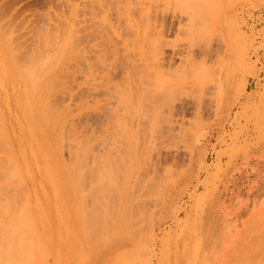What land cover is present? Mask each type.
<instances>
[{
	"label": "rangeland",
	"instance_id": "374dc122",
	"mask_svg": "<svg viewBox=\"0 0 264 264\" xmlns=\"http://www.w3.org/2000/svg\"><path fill=\"white\" fill-rule=\"evenodd\" d=\"M50 34L56 35L57 43L76 36L74 42L79 45L52 62L54 68L48 67L45 76L47 67L42 70V79L48 78V85L53 82V88L47 86L52 89L47 99L66 119L62 147L59 144L62 155L58 146L43 144L48 134L42 136L43 132L33 129L24 109L22 82L15 73L22 59L25 65L30 58H42L39 36L48 40ZM100 39L106 49L99 48ZM48 47H43L46 54ZM98 48L105 56L97 54ZM100 62L105 67L99 69ZM90 63L94 76L105 78L109 69L115 77L101 89L104 94L100 90L94 97L88 91ZM139 88L143 89L136 94ZM131 139L145 154L137 163L125 155ZM115 152L123 158L121 167L133 165L131 182L140 178L130 207L126 195L109 194V190L105 201L95 203L98 196L104 197L96 195L102 180L113 177L111 183L115 181V169L110 167L114 175L105 171L111 162L106 158ZM80 158L85 160L86 169L80 170H87V178L79 180L87 184H80L86 188L73 195L65 190L68 176L63 174H70L65 161L71 165L77 160L68 170L74 173L82 164ZM1 162V172L12 181H5L7 174L0 172V185L3 178L11 184L4 187L6 192L1 188L3 196L9 191L18 205L13 202V216L7 213L8 201L9 210L3 213L0 208V219L6 214L17 221L18 213L25 212L31 218L29 227L16 224L17 233L15 223L6 220L15 233L6 230L18 237L22 227H28L32 234L13 240L15 236L5 232L9 239L3 240L4 234L0 239V262L264 264V225L257 223L264 224V0H0ZM102 167L104 171L99 170ZM89 171L96 172L94 178L102 173L103 179H96L102 184L97 185ZM71 175L68 178L76 182L78 173L77 178ZM50 177H56L55 181ZM92 179L96 192L91 191ZM112 185L106 187L111 190ZM64 201H73L69 202L72 207L67 202V208ZM107 202L125 203L123 221L116 216H112L113 225L105 220L112 210L105 207ZM97 210L108 217L101 214L97 225L83 221L82 214L87 219ZM245 219L249 220L246 226ZM112 243L117 244L114 251L109 249ZM9 244V250H4Z\"/></svg>",
	"mask_w": 264,
	"mask_h": 264
},
{
	"label": "bare ground",
	"instance_id": "6f19581e",
	"mask_svg": "<svg viewBox=\"0 0 264 264\" xmlns=\"http://www.w3.org/2000/svg\"><path fill=\"white\" fill-rule=\"evenodd\" d=\"M105 1V0H104ZM97 2V1H96ZM100 2H102V1H100ZM108 3V2H107ZM111 3H113V1L111 2ZM110 3V5L112 6V4ZM106 4V3H105ZM104 3H102V8H103V10H105V9H107V7H106V5H105ZM104 5H105V7H104ZM114 6V5H113ZM118 7V6H117ZM117 7H116V9H117ZM98 8H100V7H98ZM105 8V9H104ZM113 8V7H112ZM118 10V9H117ZM102 12V11H101ZM104 12V11H103ZM98 30V29H97ZM76 32H78V31H76ZM73 33H75V30L73 31ZM72 33V34H73ZM52 34H50V36H51ZM43 36V35H42ZM39 36V37H41L40 39L42 40H38L39 42H38V44L39 43H41L39 46H38V48H41L40 49V52H43V54H41L42 55V58L40 57V55L39 56H37V57H33V58H30L29 60H28V62H25V65H23V63H22V61H23V59L20 61V62H18V63H20L19 65L17 64V66H19L18 67V70L16 69V67L15 66H13L14 68L13 69H15V70H17V71H15V73H16V77H18V81H21L22 82V89H23V92H24V99L26 98L27 99V102H25L26 101V99H25V111H26V113H27V117H28V119H29V121L33 124V129L34 130H37V132H43L42 134V136H45L46 134H48L49 135V138L47 137V138H45V137H43V138H45V139H49V140H45V139H43L44 141H43V144L45 145V146H58V150H59V146L61 145V147H62V140H64V139H62V138H64V137H62V135L64 134V131L63 130H65V129H63V127H65L66 125L64 124V120H66V119H64V114L62 113V112H60V110H59V108L57 109V108H55L54 106L55 105H51L50 103L51 102H49L48 101V99H47V96H48V93L50 92V91H52V89H50L52 86H51V84L53 83H50L49 85L47 84V79H46V81L44 80V79H42L43 77V75H44V73L45 74H47L46 73V71L48 72H50V69L52 68H54V65L52 64V62H54V61H58L57 59L59 58H61V56H62V54H64L66 51L68 52V53H70L69 51H71V50H73L72 48H74V47H76L75 46V44H77V43H75L76 42V40H75V37L72 35V37H69V36H67L65 39H63L62 41H61V43H57L56 41V39L57 38H55L56 37V35H55V37L52 35L51 36V38H50V36H48V40H47V37H45L46 36V34H45V36ZM97 36V35H96ZM96 36H95V38H96ZM106 36V35H105ZM104 36V37H105ZM85 37H88V36H85ZM101 37V36H100ZM43 38V39H42ZM45 38V39H44ZM101 38H103V37H101ZM50 39V40H49ZM59 39V38H58ZM88 39H89V37H88ZM99 39V38H98ZM106 39H107V36H106ZM109 39H111V38H109ZM109 39H107V41L109 40ZM74 40H75V42H74ZM92 40V39H91ZM91 40H89V41H91ZM101 40V39H100ZM100 40H97V42H101L102 44H100L101 45V47H100V45H99V48H104L105 47V45L103 44V42H102V40L100 41ZM106 41V40H105ZM110 41H112V40H109V42ZM114 41V40H113ZM107 43V45L109 44L108 42H106ZM111 43V42H110ZM114 43V42H113ZM51 44V47H48L49 45ZM57 44H60L59 46L57 45ZM95 44H99V43H95ZM45 45H47V47L49 48L48 49V53L47 54H49L50 53V49L52 48L53 49V51H52V49H51V54H49V55H47L46 53H45V50H44V48H45ZM55 45V46H54ZM94 45V44H93ZM102 45L104 46V47H102ZM110 45V44H109ZM114 45H115V43H114ZM57 46V47H56ZM77 46H78V48H79V45L77 44ZM97 47H98V45H96ZM35 47V46H34ZM44 47V48H43ZM84 47H86L87 49H88V45L87 46H84ZM91 47V46H90ZM94 47V46H93ZM111 47H112V45H111ZM111 47H109V49L111 48ZM54 48H56V50H60L61 51V53L59 52H57L58 54L56 55V50L54 51ZM98 48V50H97V54H99V56H101L102 55V57L103 56H105V54L104 53H102V49L100 50ZM114 48V47H113ZM96 48H92L91 50H95ZM104 49H106V48H104ZM37 50V49H36ZM76 50V49H75ZM82 50H84V48L82 49ZM90 50V49H89ZM90 50V51H91ZM114 50V49H113ZM35 51V50H34ZM96 51V50H95ZM94 51V52H95ZM105 51V50H104ZM111 51H112V49H111ZM3 52H5V50L3 51ZM40 52L38 53V54H40ZM84 52H86V51H84ZM107 52V51H106ZM113 52V51H112ZM112 52H111V54H112ZM116 52V51H115ZM115 52H113V53H115ZM53 53H55V54H53ZM68 53H66V55L68 56ZM79 53V52H78ZM81 53V52H80ZM5 55H6V53H4ZM9 54V53H8ZM44 54H46L45 56H43ZM104 54V55H103ZM107 54V53H106ZM12 56H13V54H11ZM28 55H30V53L28 54ZM28 55H26L25 57L27 58V56ZM34 55H36V51H35V53H34ZM59 55V56H58ZM114 55V54H113ZM12 56H10L11 58H12ZM98 56V59H99V61L101 60V58ZM108 56H110V55H108ZM29 57V56H28ZM63 57V56H62ZM69 57V56H68ZM71 58H73V57H75V55H72V56H70ZM69 57V59H71ZM77 57L78 56H76V59H77ZM93 57V56H92ZM96 57V56H95ZM118 57V56H117ZM25 58V59H26ZM113 58H115V56L113 57ZM14 59V58H13ZM12 59V60H13ZM16 59V58H15ZM14 59V61H16ZM62 59V58H61ZM60 59V60H61ZM73 59H75V58H73ZM110 59H112L111 57H110ZM116 59H118V58H115V60ZM20 60V59H19ZM72 60V59H71ZM9 61V60H8ZM18 61V60H17ZM91 62H93V61H91ZM97 62V61H96ZM104 62H106V61H104ZM118 62V61H117ZM55 63H57V62H55ZM59 63V62H58ZM61 63V62H60ZM89 63V62H88ZM101 63H103V62H100V66H99V69H100V67H105L104 65V63H103V65L101 64ZM112 63H113V61H112ZM12 64L14 65V62H12ZM15 64H16V62H15ZM52 64V66L53 67H50V65ZM96 64V63H95ZM114 64V63H113ZM117 64V63H116ZM22 65V66H21ZM88 65V64H87ZM91 65V63L88 65L89 66V75H90V80H89V84H90V87L88 88V91H90V94H89V96L91 95V97H94L93 95L95 94V93H99L100 92V90L101 89H103V87H105V85L107 84V83H109V82H111L112 80H114L115 79V77H114V73L112 72V71H110V72H112L111 74H113V75H111L110 73H109V69H108V72L106 73V77L104 78V77H101L100 76V74L98 75L99 76V78H98V76H94L96 73L94 72L95 70H93V69H91V67L92 66H90ZM97 65V64H96ZM98 65H99V63H98ZM115 65V64H114ZM57 66V65H56ZM55 66V67H56ZM93 66H95V65H93ZM44 67H47V69L43 72V75H42V70H43V68ZM50 69H49V68ZM98 67V66H97ZM102 67V68H103ZM49 69V70H48ZM105 69H107V68H105ZM103 70V69H102ZM130 70V69H129ZM12 71V70H11ZM14 71V70H13ZM100 71V70H99ZM128 73V72H127ZM15 75V74H14ZM45 76V75H44ZM16 77H14V78H16ZM13 78V79H14ZM44 78H46V77H44ZM17 80V79H16ZM95 80H98V82L97 83H95ZM55 81V80H54ZM58 81V80H57ZM56 81V82H57ZM59 82V81H58ZM55 83V82H54ZM56 84V83H55ZM54 84V85H55ZM59 84V83H58ZM20 86V85H19ZM46 86V87H45ZM50 86V88H48V87ZM61 86V85H60ZM56 87H58V85L56 86ZM53 88V87H52ZM56 89V88H55ZM54 89V90H55ZM106 89V88H105ZM108 89H109V87H108ZM143 89V88H142ZM141 88H139L138 90L139 91H136V94H138V93H140L141 91L140 90H142ZM50 90V91H49ZM101 92H103V94H104V92L105 91H102L101 90ZM26 94V95H25ZM50 94H51V92H50ZM100 94H102V93H100ZM95 96H96V94H95ZM97 96H99V95H97ZM50 97V96H49ZM90 97V98H91ZM137 97H138V95H137ZM135 99H137V98H135ZM139 99V98H138ZM93 100V99H92ZM94 102V101H93ZM92 102V103H93ZM126 102V101H125ZM129 106V105H128ZM130 107V106H129ZM132 107H134V105L132 106ZM131 108V107H130ZM132 109V108H131ZM62 110V109H61ZM94 109H92V111H93ZM24 111V112H25ZM64 111V110H63ZM91 111V112H92ZM65 114H67V111L65 112ZM28 122V121H27ZM109 122V119L108 118H105V124H107ZM30 124V123H29ZM31 125V124H30ZM65 125V126H64ZM27 127H28V125H27ZM61 129H62V131H61ZM31 131H32V129H31ZM34 132V131H33ZM59 132V133H58ZM34 135H35V133H34ZM41 135V134H40ZM42 136H41V138H42ZM39 140V139H38ZM62 143V144H61ZM60 144V145H59ZM151 143H147V145H150ZM37 145V144H36ZM36 145H34V146H36ZM39 145V144H38ZM80 145V144H79ZM42 147H43V145H41ZM81 147H83L82 149L84 150L87 146H84L83 144H81L80 145ZM52 147H51V149H52ZM61 147H60V149H61ZM77 147V146H76ZM137 147H138V145L136 146V143H134V141L131 139L129 142H128V144H127V151L125 152V155H126V157L129 159V162H132V163H137L138 162V160H140V157L141 156H145V154H142V152H139L138 151V149H137ZM35 148V147H34ZM37 148V147H36ZM44 148V147H43ZM80 148V147H79ZM79 148H78V150H79ZM88 148V147H87ZM89 149V148H88ZM36 150V149H35ZM57 150V149H56ZM56 150H55V152H56ZM86 150V149H85ZM39 151V150H38ZM52 151H53V149H52ZM51 151V152H52ZM60 151V150H59ZM58 151V154H60L61 153V151L59 152ZM75 151V150H74ZM80 151L83 153L84 151H82L81 149H80ZM80 151H78V156H79V153H81ZM87 152L89 151V150H86ZM36 152V151H35ZM40 152V151H39ZM45 152H46V150H45ZM55 152L53 153V154H55ZM76 152V151H75ZM75 152H74V154H75ZM83 153V154H88V153ZM36 154V153H35ZM41 154V153H40ZM77 154V153H76ZM38 155V154H37ZM42 155V154H41ZM45 155V154H44ZM55 155H57V154H55ZM60 155H62V154H60ZM78 156L77 157H75V159H77L78 158ZM80 156H81V154H80ZM85 156L86 155H84V158H85ZM39 157V156H38ZM37 157V158H38ZM42 157V156H41ZM57 157V156H56ZM103 157H105V156H103ZM102 157V159H103V161H105L104 159L105 158H103ZM106 157H108V156H106ZM59 158V157H58ZM61 158V157H60ZM83 158V157H82ZM83 158V159H84ZM57 159V158H56ZM63 158H61V160H62ZM81 159V158H80ZM78 160V161H82V159L81 160ZM101 158L98 160V158H97V160L98 161H101L102 160ZM111 159V160H110ZM113 159V160H112ZM123 158H121V155L119 154V153H117V152H115V154H112V155H110L109 157H108V159L106 158V161H111L110 163L108 162V165H107V162L105 163V165H107V168H108V171L107 170H105L106 172H109L110 173V171H111V169H110V167L112 168V169H115L114 170V174H115V183L114 182H112L111 183V181H112V179H113V177H112V179L111 180H109L110 178H108V181H106V179H104L106 182H108L109 183V181H110V185L108 184H106V182L105 181H103L102 179H103V177H102V173L100 174V172H99V174H100V180H102V182H103V184H102V182L100 181V180H98V181H96V179H99V177L98 178H94L93 176L96 174V172H92V175H91V171H89V173H90V175H91V178H93V179H95L94 181H96L95 183H97V185H99V181L101 182L100 184H102V185H99L97 188L100 190V192H98V194L96 193V195L98 196L99 194H101L102 193V195L104 196L103 198L102 197H100V196H98L97 198H99L98 200H97V198L95 199L96 201H95V203L98 201L99 203H101V201L103 200V201H105L106 200V198H105V193L107 194V193H109L108 192V190L109 191H111L109 194H111L112 192V194L113 195H115V194H119V196H122V195H126V197H127V202H128V204H129V207H130V204H131V201H132V197H133V190H134V186L136 185V184H138L139 183V181H140V178L139 177H137L136 178V180H135V182H131V180H130V178H131V175L133 174V171H134V168H133V165L131 166V167H127V168H123V167H121L122 165H121V163H122V160ZM145 157L141 160V162H145ZM41 160H44V158H41ZM40 160V161H41ZM45 160H46V157H45ZM64 160V159H63ZM47 161V160H46ZM76 161L77 160H75L73 163H76ZM85 161V160H84ZM84 161H82V164L81 165H78V169H76L75 168V171H74V173H72L73 172V170L74 169H72V172H70V171H68L69 169H70V167H72L71 165H73V163L70 165L69 164V161L68 162H66L65 161V164H66V166L68 167V170H65L67 167H65L64 165V167H63V169L66 171V173L68 172V173H70V174H63V176L64 177H66V176H68L69 177V175H77V173H78V180L77 181H79V182H81V181H86V176H85V173L87 172V170H86V172L84 173L82 170H83V168L85 167V163H84ZM113 161V162H112ZM7 161H5V162H3V164L4 163H6ZM8 162H10V161H8ZM48 162V161H47ZM62 162V161H61ZM143 162V163H144ZM57 163V162H56ZM0 164H2V162L0 163ZM6 164H8V163H6ZM6 164H5V166H6ZM10 164H11V162H10ZM10 164H8V165H10ZM62 164H64L63 162H62ZM78 164H80V163H78ZM113 164H115V166L113 165ZM13 165V164H12ZM76 165V164H75ZM110 165H112V166H110ZM1 166H3V165H1ZM0 166V167H1ZM49 166V165H48ZM53 167V166H52ZM80 167L82 168V170H80ZM3 168V167H2ZM1 168V169H2ZM5 168V167H4ZM7 168H9V169H11V167H7ZM14 167H12V169H13ZM55 167H53V169H54ZM50 169V168H49ZM84 169H86V168H84ZM106 169V168H105ZM7 170V169H6ZM14 170V169H13ZM79 170V171H78ZM99 170H103V167L102 168H100ZM121 170H123V172H121ZM104 171V170H103ZM113 171V170H112ZM0 172H1V170H0ZM79 172H83L82 173V175H80L79 174ZM1 173H3V172H1ZM0 173V174H1ZM4 173H6V172H4ZM3 173V174H4ZM59 173V172H58ZM57 173V174H58ZM112 173V172H111ZM110 173V174H111ZM112 173V175H114ZM120 173H123L122 175L120 174ZM7 175H4L3 177H5V179H7V180H5L4 178H3V183L5 184V182H4V180L5 181H8V182H12L11 180H8V173H6ZM55 174V173H54ZM56 174V175H57ZM110 174H106V176H108L109 177V175ZM50 175H51V171H50ZM55 175V176H56ZM71 175V176H72ZM76 175L75 176H73L74 178L76 177ZM81 177H80V176ZM84 175V177H82ZM96 176V175H95ZM97 176H98V174H97ZM104 176V178H107L106 176H105V174L103 175ZM135 176H137V174L135 175ZM10 177V176H9ZM53 177V176H52ZM52 177H50V180L52 181L53 179H54V181H55V178H53V179H51ZM67 177V179H66V181L64 182V185H65V190L66 191H68V193H70V191L69 190H72L71 191V194H73L72 192L74 191H77V193L80 191V190H83L82 188H84L85 186H83V187H81L80 186V184L82 185V184H87L86 182H81V183H79V182H74V180H73V178L72 177H70V178H72V179H69ZM76 177V178H77ZM120 177H122L121 178V180L120 181H118V179H120ZM80 178H85L84 180H79ZM102 178V179H101ZM0 179H2V177L0 178ZM58 179V178H57ZM65 179V178H64ZM93 179L91 180V183H90V187L92 188V187H96L97 185H95V183H94V181H93ZM71 180V181H70ZM73 180V181H72ZM76 180V179H75ZM143 180V179H142ZM57 181V180H56ZM62 181V180H61ZM60 181V183H62ZM2 182V181H1ZM8 182H6L7 184H10V183H8ZM59 182V181H58ZM143 182H144V184H142V188H144L145 187V185H146V183H145V181L143 180ZM79 183V185H77ZM4 184L3 185H0V189L1 188H3L4 189V187L5 188H7L8 189V187L11 185H7V184H5L6 186H4ZM92 184H94L93 186H92ZM111 184H114V185H112V186H114V187H112L111 188V190H110V187L109 188H107L106 186H111ZM52 185H53V182H52ZM57 185V184H56ZM59 185V184H58ZM58 185H57V187H58ZM103 185H105L104 187H103ZM3 186V187H2ZM8 186V187H7ZM101 186L103 187V188H101ZM53 187H54V185H53ZM81 188V189H79V188ZM86 188V187H85ZM103 189L104 191H105V189H106V191L105 192H101V191H103V190H101V189ZM3 189H1L0 191H1V193L0 194H2V199L3 200H0V206L2 205L1 203L2 202H7L6 204H4V207H3V205L0 207L1 208V210H2V212L3 213H5L6 211H7V209L9 208L8 207V203L10 204L9 206H10V208L9 209H11V210H9V212L7 211V213H11L12 214V212L14 211L13 209H15V204L16 205H18V202H16V199H15V202L13 201L14 199H10V195L8 196V192L5 194L6 196V198L3 196V192H6V189H4V191H3ZM57 189V188H56ZM63 189V188H62ZM96 189V188H95ZM93 189L92 188V190L91 191H94V192H96L98 189ZM53 190V189H52ZM59 190H61V188L59 189ZM64 190V189H63ZM113 190V191H112ZM3 191V192H2ZM55 192H57L56 190H55ZM63 193H64V191H62ZM60 193V192H59ZM62 193V194H63ZM56 194V193H55ZM54 194V195H55ZM61 194V193H60ZM75 195H76V193H74ZM73 194V195H74ZM70 194H68V196H69ZM7 196L9 197V198H7ZM60 196V195H59ZM63 196H64V194H63ZM62 196V197H63ZM66 196V195H65ZM64 196V197H65ZM0 197V198H1ZM11 197H14V196H12L11 195ZM63 197V198H64ZM73 197H76V196H73ZM15 198V197H14ZM68 198V197H67ZM66 198V199H67ZM71 197H69V199H70ZM79 198V197H78ZM102 198V199H101ZM59 199V198H58ZM68 199V200H69ZM73 199H75V198H73ZM101 199V200H100ZM63 200V199H62ZM65 200V199H64ZM71 200V199H70ZM76 200V199H75ZM74 200V204L76 205V201ZM79 200V204L82 206V205H84V200H83V202H82V200L81 199H78ZM9 201V202H8ZM61 201V200H60ZM15 204H14V203ZM65 203H66V207H67V202H68V205L70 206V207H72V205L71 204H69V202L70 201H64ZM73 201H71L70 203H72ZM97 202V203H98ZM118 202V201H117ZM61 203V202H60ZM60 205H62V204H60ZM63 205H64V203H63ZM62 205V206H63ZM14 206V207H13ZM23 206H24V203H23ZM26 206V205H25ZM61 206V207H62ZM8 207V208H7ZM12 207V208H11ZM27 207V206H26ZM74 207V206H73ZM75 207H77V206H75ZM80 207V206H79ZM106 208H108V209H110V207L112 208V210H110V214H108L109 216H111L110 217V219L108 220L107 218H105V217H108V216H105L104 214H102L99 210H97V211H99V212H97L96 213V211L92 214V216H90L89 214H87V219H86V214H82L81 215V217H82V219H84L83 221H85V222H94V223H96V225L97 224H100L99 223V221H100V219L102 218V216H100L101 214L102 215H104V218H105V220L106 221H110V224L114 221V220H112L113 219V217L112 216H116L117 218H119V220H122L121 218H125L124 217V213H126L125 212V209H127V207L125 206V203H123V202H119V203H108L107 202V205L105 206ZM4 208V209H3ZM7 208V209H6ZM68 208V207H67ZM116 209V210H115ZM0 210V211H1ZM21 210V209H20ZM108 211V210H107ZM17 212H19L18 210H17ZM16 212V213H17ZM73 212V211H72ZM25 212H19L18 213V220L16 221L15 219H17V218H15L14 219V217H10L9 215V217H7V216H4V215H6V214H4V215H1V219H0V222H1V224H0V228L3 226V227H5V229L2 227V230H1V232H0V234H1V236H0V239H2L3 238V240L6 238V236H7V238L9 239V237H8V235L6 234H4L5 232H7L8 234H9V236L12 234V235H14L15 236V238H13V240H19V239H21V237L22 238H25L24 237V235L25 236H27V232L30 234L31 233V230L29 231V229H28V224H27V222H30V220H31V218H30V220H28V217H27V215H29V214H24ZM96 213V214H95ZM105 213H107V212H105ZM109 213V212H108ZM112 213V214H111ZM13 216H14V214H12ZM15 215H17V214H15ZM75 215V214H74ZM89 215V216H88ZM98 215V216H97ZM107 215V214H106ZM4 216V217H3ZM66 216V215H65ZM96 216H97V218H96ZM71 217V216H70ZM85 217V218H84ZM88 217H89V219H88ZM116 217H115V219H116ZM92 218V219H91ZM86 219V220H85ZM91 219V220H90ZM6 220H12V223L14 222L15 224H14V226L17 224V226H19V227H21V225L23 224V226L24 225H26L27 224V226L28 227H26V229L25 230H27V231H25L24 230V227H22L23 228V231H24V233H23V231L22 230H20V234H21V237H20V234H18L19 236L18 237H20L19 239H18V237L15 235V234H13L11 231H13L12 229H11V222H6ZM66 220H67V222L69 221L67 218H66ZM65 220V221H66ZM88 220V221H87ZM90 220V221H89ZM92 220H94V221H92ZM96 220V221H95ZM104 220V219H103ZM101 221V223H103L104 221ZM125 220V219H124ZM16 221V222H15ZM81 221V220H80ZM83 221H81L82 222V224H83ZM112 221V222H111ZM123 221V220H122ZM5 222L6 223H10L9 225H8V227H7V225L5 226ZM84 222V223H85ZM98 222V223H97ZM115 222V221H114ZM3 223H4V225H3ZM18 223H19V225H18ZM69 223V222H68ZM104 223H107V222H104ZM118 224H119V222H117ZM112 225H113V223H112ZM13 226V225H12ZM13 226V228H14V231H17V233H18V228L19 227H17V226H15L14 227ZM65 226H67L66 225V222H65ZM68 226H69V224H68ZM10 229V230H6V229ZM21 228V229H22ZM115 228V227H114ZM118 228V227H117ZM4 230H6V231H4ZM114 230V229H113ZM13 231V232H14ZM116 231H118V230H116ZM115 231V232H116ZM67 232V231H66ZM66 232H64V233H66ZM115 232H114V236H115ZM15 233V232H14ZM3 234H4V236H3ZM22 234H24L23 236H22ZM32 234V233H31ZM30 234V235H31ZM69 234V233H68ZM107 235V234H106ZM3 236V237H2ZM116 236H118L117 234H116ZM2 237V238H1ZM12 237V236H11ZM62 237V236H61ZM60 237V238H61ZM68 238H69V236H68ZM67 238V239H68ZM12 238H10V240H11ZM115 239V238H114ZM21 240H23V239H21ZM111 240V239H110ZM112 246L109 248L110 250H112V251H114L116 248H117V244H115V243H112L111 244ZM3 246V245H2ZM6 246H8V249H5V248H7V247H5V245L3 246V248H4V250H9V246H10V244L9 245H6ZM11 247V246H10ZM12 247H14V246H12ZM68 247V246H67ZM58 256H60L59 254H57ZM65 255V254H64ZM3 256V255H2ZM2 256H0V257H2ZM20 256V255H19ZM29 256V255H28ZM27 255L25 256V257H28ZM67 255H65L64 257L65 258H67L66 257ZM24 256H23V258H25ZM63 257V256H62ZM22 258V256H21V258L20 259H23ZM60 258V257H59ZM1 259V258H0ZM3 259V258H2ZM32 259V258H31ZM40 259V258H39ZM38 258H37V260H39ZM58 261H59V259H57ZM0 261H3V260H0ZM23 261H25L26 262V264H31L30 262H27L25 259H23ZM58 261H56L57 263H58ZM38 262H40V261H38ZM61 262H62V259H61ZM60 262V263H61ZM14 263V262H13ZM12 263V264H13ZM0 264H6V262L4 261V262H0ZM7 264H11V263H7ZM15 264V263H14ZM17 264V263H16ZM33 264H36V263H34L33 262ZM38 264H40V263H38ZM56 264V263H55ZM63 264V263H62ZM65 264V263H64Z\"/></svg>",
	"mask_w": 264,
	"mask_h": 264
},
{
	"label": "crops",
	"instance_id": "0c3cea01",
	"mask_svg": "<svg viewBox=\"0 0 264 264\" xmlns=\"http://www.w3.org/2000/svg\"><path fill=\"white\" fill-rule=\"evenodd\" d=\"M257 203H258V202H257ZM257 223H258L259 226L264 225V224H259V220H257ZM244 224H245L244 226H246V224H249V220H246V219H245V220H244Z\"/></svg>",
	"mask_w": 264,
	"mask_h": 264
}]
</instances>
